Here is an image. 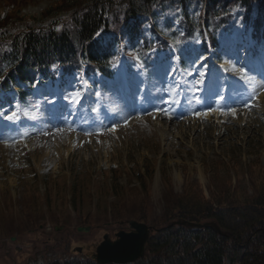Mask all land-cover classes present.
I'll use <instances>...</instances> for the list:
<instances>
[{
    "label": "rangeland",
    "instance_id": "obj_1",
    "mask_svg": "<svg viewBox=\"0 0 264 264\" xmlns=\"http://www.w3.org/2000/svg\"><path fill=\"white\" fill-rule=\"evenodd\" d=\"M258 1L252 0V18ZM54 2L8 0V6L17 18H38L51 6L55 19H68L67 4ZM189 2L198 13L197 0ZM6 3L0 0V9ZM155 7L154 23L166 30L181 3L158 0ZM228 9L222 15L232 16L207 52L199 37L176 44L154 39L149 52H122L111 77L84 71L61 77L59 69L54 81L29 89L20 121L16 95L9 91L4 99L0 92V264L95 260L103 235L129 230L128 220L153 226L162 224L167 204L253 193L264 180V43L244 28L243 6ZM148 27L141 25L145 36ZM164 46L175 54L156 50ZM129 62L136 65L131 70ZM222 76L233 81L225 84ZM70 98L73 122L60 110Z\"/></svg>",
    "mask_w": 264,
    "mask_h": 264
},
{
    "label": "trees",
    "instance_id": "obj_2",
    "mask_svg": "<svg viewBox=\"0 0 264 264\" xmlns=\"http://www.w3.org/2000/svg\"><path fill=\"white\" fill-rule=\"evenodd\" d=\"M0 9V90L15 86L28 88L39 78L54 77L73 71H100L112 74V63L123 39L128 46L139 48L141 25L150 22L151 40L141 42L148 50L152 39L158 43L176 40H195L200 37L206 49L216 45L215 31L231 17L230 6H243L242 22L248 23L252 0H197L200 11L189 9V0H180L181 12L175 24L167 20L166 30L154 23L158 0H55L67 4L71 16L55 19L51 6L38 18L10 15L14 9ZM227 15H222L225 9ZM10 9V10H7ZM10 12V13H9ZM52 17V18H50ZM51 19V20H50ZM49 20L47 24H44ZM254 36L264 40V0L257 2L253 18ZM108 34L104 38V34ZM139 43V44H138ZM169 52V47L163 48ZM54 70V71H53ZM24 86L17 90L25 97ZM250 195L243 197L227 193L212 195L210 200L189 197L183 203L167 204L162 224L153 225L145 244L144 254L133 262L106 264H264V180L258 182ZM191 196V195H190ZM182 202V201H181ZM175 220L205 222L212 220L220 232L209 226L171 223ZM44 264V263H42ZM47 264H100L92 258L83 260L68 257L65 261Z\"/></svg>",
    "mask_w": 264,
    "mask_h": 264
},
{
    "label": "water",
    "instance_id": "obj_3",
    "mask_svg": "<svg viewBox=\"0 0 264 264\" xmlns=\"http://www.w3.org/2000/svg\"><path fill=\"white\" fill-rule=\"evenodd\" d=\"M180 223V221H177ZM185 221H182L184 223ZM174 223V222H172ZM190 225L211 226L220 232L213 221L204 223L187 222ZM129 230H119L115 238H110L107 233L95 248L94 258L97 263H128L140 258L144 253L145 243L149 236L150 226L143 221L128 220ZM86 227H77V230H87Z\"/></svg>",
    "mask_w": 264,
    "mask_h": 264
},
{
    "label": "bare ground",
    "instance_id": "obj_4",
    "mask_svg": "<svg viewBox=\"0 0 264 264\" xmlns=\"http://www.w3.org/2000/svg\"><path fill=\"white\" fill-rule=\"evenodd\" d=\"M208 113V112H207ZM206 113V114H207ZM160 116H164L163 114H160ZM170 119V118H169ZM156 123H158V125L160 126V134H161V137H162V139H167L168 140V138H169V129H167L166 127H165V125H163V124H161L159 121L158 122H156ZM168 127V126H167ZM182 128V127H181ZM182 130V129H181ZM180 130V131H181ZM190 131V130H189ZM181 133V132H180ZM163 140V141H164ZM169 141V140H168ZM167 149V148H166ZM25 199V198H24ZM27 199V198H26Z\"/></svg>",
    "mask_w": 264,
    "mask_h": 264
},
{
    "label": "snow or ice",
    "instance_id": "obj_5",
    "mask_svg": "<svg viewBox=\"0 0 264 264\" xmlns=\"http://www.w3.org/2000/svg\"><path fill=\"white\" fill-rule=\"evenodd\" d=\"M9 118H14V114H13V116H12V117H9Z\"/></svg>",
    "mask_w": 264,
    "mask_h": 264
}]
</instances>
